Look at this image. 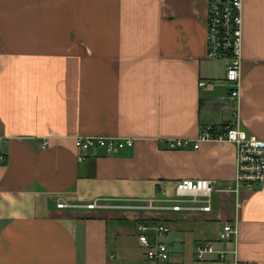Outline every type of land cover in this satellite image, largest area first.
I'll use <instances>...</instances> for the list:
<instances>
[{"label":"crops","instance_id":"obj_1","mask_svg":"<svg viewBox=\"0 0 264 264\" xmlns=\"http://www.w3.org/2000/svg\"><path fill=\"white\" fill-rule=\"evenodd\" d=\"M207 4L0 0V264H146L141 222L170 227L168 264H206L197 245L231 249L218 235L236 214L240 258L264 264V184L234 191L235 146L167 147L233 119L227 65L207 55ZM242 57L240 125L264 139V0H243ZM80 135L135 144L81 161ZM182 179L215 186L177 196Z\"/></svg>","mask_w":264,"mask_h":264},{"label":"built area","instance_id":"obj_2","mask_svg":"<svg viewBox=\"0 0 264 264\" xmlns=\"http://www.w3.org/2000/svg\"><path fill=\"white\" fill-rule=\"evenodd\" d=\"M243 52V0H208L207 4V55L210 59L224 61L227 65L225 82L230 86L229 98L236 105L233 119L223 127H206L195 138H169L167 147L171 150L198 149L204 141H228L235 146L236 175L235 189H254L264 184V139L249 134L240 125L239 102L241 97V68ZM202 81L201 85H206ZM3 138L0 136V167L7 163V152L2 148ZM79 149V160L84 161L92 151L103 150L112 154L117 150L133 147V137H101L80 135L74 139ZM49 139L40 140V148H46ZM215 183L205 179H182L176 183L177 196H207L209 197ZM83 206L88 209L102 207L97 201L86 205H75L64 200H58L57 207L61 209ZM183 207L175 205L173 210ZM210 211L209 201L200 208ZM139 243L145 251L146 264H168L170 251L168 245L161 239L170 232V227L164 223L138 224ZM240 219L238 214L232 221L225 222L218 239L232 243L231 249H217L213 242L197 245L195 257L198 262L206 264H251L242 260L239 255Z\"/></svg>","mask_w":264,"mask_h":264}]
</instances>
